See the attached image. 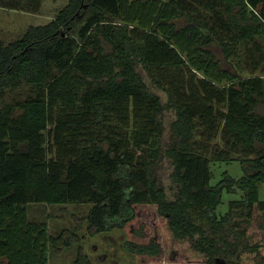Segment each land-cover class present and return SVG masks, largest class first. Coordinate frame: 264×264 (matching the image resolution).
<instances>
[{"label":"trees","instance_id":"trees-1","mask_svg":"<svg viewBox=\"0 0 264 264\" xmlns=\"http://www.w3.org/2000/svg\"><path fill=\"white\" fill-rule=\"evenodd\" d=\"M41 3L0 7L37 13ZM261 66L264 0H69L49 23L1 41L0 264H48L50 245L80 242L31 219L27 205L40 202L93 203L88 234L127 229L142 264H175L174 253L264 264V74L243 75ZM24 86L27 96L5 100ZM213 160H239L244 175L212 185ZM237 188L242 199L219 217L223 191Z\"/></svg>","mask_w":264,"mask_h":264},{"label":"rangeland","instance_id":"rangeland-1","mask_svg":"<svg viewBox=\"0 0 264 264\" xmlns=\"http://www.w3.org/2000/svg\"><path fill=\"white\" fill-rule=\"evenodd\" d=\"M69 0H42V6L37 13L17 11L12 9L0 8V42L9 43L21 38L26 30L32 25H45L49 23L61 9H63ZM87 12L80 17L81 23L85 20ZM264 66L255 69H245L243 75L249 74H264L262 71ZM264 70V69H263ZM153 90L160 95L163 102L166 103L167 95L165 91L152 87ZM30 92L27 86L12 90L5 97L6 101H11L14 96L24 98ZM165 135L163 143L167 144L171 137V123L175 118L174 110L168 109L164 113ZM50 128V127H49ZM210 168L213 172L211 184L216 185L227 176L236 179L244 175V169L239 160L233 161H211ZM171 166L169 162L163 161L158 172V177L166 186L167 191L171 194L170 173ZM259 199L264 201V183L258 184ZM243 197L241 189L237 188L233 191L224 190L222 200L216 209L219 217L223 216L233 200H240ZM93 203H29L27 205L28 213L31 219L36 221H45L49 225V232L53 235H58L60 232L68 229L71 232H76L80 237L79 243H74L70 246L63 247L60 251L49 246V263L48 264H142V261L137 256L129 253L125 248V242L129 239L127 229L115 228L110 231L99 232L95 235H89L87 232L86 216L89 214ZM75 217L77 222L83 224L82 228L76 230ZM146 221L157 223L155 217H148ZM162 228L160 224L156 226ZM154 227V228H156ZM79 253L85 255L86 262H78ZM166 256L157 259L155 264H163L166 261ZM172 260L175 264H194L190 257L174 253ZM171 261V262H172Z\"/></svg>","mask_w":264,"mask_h":264},{"label":"crops","instance_id":"crops-1","mask_svg":"<svg viewBox=\"0 0 264 264\" xmlns=\"http://www.w3.org/2000/svg\"><path fill=\"white\" fill-rule=\"evenodd\" d=\"M1 8V7H0Z\"/></svg>","mask_w":264,"mask_h":264}]
</instances>
